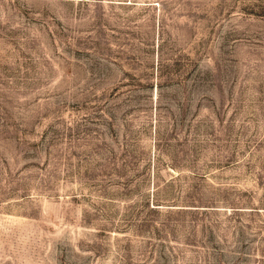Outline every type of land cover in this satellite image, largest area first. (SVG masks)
Wrapping results in <instances>:
<instances>
[{
  "label": "rangeland",
  "instance_id": "rangeland-1",
  "mask_svg": "<svg viewBox=\"0 0 264 264\" xmlns=\"http://www.w3.org/2000/svg\"><path fill=\"white\" fill-rule=\"evenodd\" d=\"M0 264H264V0H0Z\"/></svg>",
  "mask_w": 264,
  "mask_h": 264
},
{
  "label": "bare ground",
  "instance_id": "bare-ground-1",
  "mask_svg": "<svg viewBox=\"0 0 264 264\" xmlns=\"http://www.w3.org/2000/svg\"><path fill=\"white\" fill-rule=\"evenodd\" d=\"M72 1V0H71Z\"/></svg>",
  "mask_w": 264,
  "mask_h": 264
}]
</instances>
